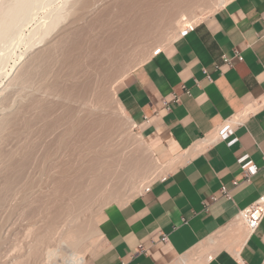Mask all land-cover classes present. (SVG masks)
<instances>
[{"label": "rangeland", "instance_id": "rangeland-1", "mask_svg": "<svg viewBox=\"0 0 264 264\" xmlns=\"http://www.w3.org/2000/svg\"><path fill=\"white\" fill-rule=\"evenodd\" d=\"M11 1L0 0L1 8ZM36 1L0 39V264H39L44 248L59 239L60 264L75 251L66 237L81 240L88 261L101 249L106 209L131 202L163 177L122 115L114 85L220 9L217 1L152 0L160 4L150 3V15L160 19L167 11L159 23L151 16L154 26L138 22L145 7L132 9L148 0H127L128 9L119 6L125 0ZM182 13L192 23L180 30ZM27 66L32 71L20 81Z\"/></svg>", "mask_w": 264, "mask_h": 264}, {"label": "crops", "instance_id": "crops-1", "mask_svg": "<svg viewBox=\"0 0 264 264\" xmlns=\"http://www.w3.org/2000/svg\"><path fill=\"white\" fill-rule=\"evenodd\" d=\"M170 43L113 88L163 177L106 209L103 245L82 264H264V220L243 239L239 217L264 195V110L233 146L215 138L264 96V0H232ZM244 155L259 167L250 179Z\"/></svg>", "mask_w": 264, "mask_h": 264}, {"label": "bare ground", "instance_id": "bare-ground-1", "mask_svg": "<svg viewBox=\"0 0 264 264\" xmlns=\"http://www.w3.org/2000/svg\"><path fill=\"white\" fill-rule=\"evenodd\" d=\"M8 1V0H7ZM32 1V0H31ZM31 1H30V3H31ZM121 1V0H120ZM129 1V0H128ZM136 1H138V0H136ZM145 1V0H144ZM149 1V0H148ZM148 1H145V2H141V1H139V2H137L136 3V5H135V3L133 4L134 5V7H135V9L134 8H132L133 9V11H135L136 10V13H138V11L139 10H137V8L136 7H138L140 10H142L144 7L146 8H144L143 10H142V12L141 13H143L144 11L145 12H147V8H148V6H150L151 7V4L150 3H152V0L150 1V2H148ZM165 1V0H164ZM215 1H217V3H218V6H217V8H221V7H223V6H225L226 4H228V0H204V2L205 3H208V2H215ZM34 2V1H33ZM36 2H38V0L36 1ZM82 2V1H81ZM123 2H125V4H126V7H125V5H124V9H128V7H130L131 5H132V3L133 2H135V0L133 1L132 0V2H131V4H130V6L128 5L127 6V0H125V1H122L121 2V4L119 3V6L120 5H122L123 6ZM157 2V1H156ZM156 2H154L153 1V8H154V4H156ZM169 2V1H168ZM167 2V3H168ZM198 2V1H197ZM200 2V1H199ZM29 3V0H14L13 2L11 1V2H6V3H4V5H2V8H1V6H0V8H1V10H0V39H1V37L3 36V35H5V34H7V35H9V31L11 30V29H13V27H14V24L16 23V21H17V17H19V16H17V14H18V12H23V10H24V8L25 7H28L27 5L28 4H30ZM35 3V2H34ZM130 3V2H129ZM138 3H140V4H138ZM158 3V2H157ZM166 3V4H167ZM174 3V4H173ZM173 5L175 6V4H177V1L176 0H173ZM77 4H79V3H77ZM160 3H158V5H159ZM132 5V6H133ZM32 6V5H31ZM157 6V5H156ZM167 6V5H166ZM161 9H160V11L162 10V8L163 7H160ZM168 8H169V4H168ZM121 10H123V7L122 8H120ZM132 9H129V10H131L132 11ZM159 9V8H158ZM157 9V10H158ZM170 9H173V8H170ZM198 9L199 8H197V9H194L196 12L198 11ZM150 10H151V8H150ZM153 10L154 9H152V11H151V13L153 12ZM165 10H168V9H165ZM194 10H192V11H194ZM25 11V10H24ZM124 11V10H123ZM132 11V13L135 15L134 16V19L136 20L138 17H137V15L139 16V14H135V12H133ZM155 11V10H154ZM159 11V10H158ZM126 12V11H125ZM161 12H163V14H165V13H167V11H165L164 12V9L161 11ZM195 12V13H196ZM122 13H124V12H122ZM128 13H130V11L128 12ZM131 13V14H132ZM148 13V14H147ZM147 13H145L144 15L142 14V15H140V16H143V18L142 17H140L139 16V18H138V22H140V23H145V22H148L149 23V19H150V21H152L153 23H154V26H156V21H153L152 20V18H151V16L153 15V14H155V13H153V14H149L150 13V11L149 12H147ZM156 13H158V12H156ZM195 13L193 12V14L192 15H195ZM25 14V13H24ZM163 14H161L162 16L160 17V19L163 17ZM145 15H148V16H145ZM158 16L160 15V13L159 14H157ZM190 16H188V14L187 13H182V14H180L179 15V17L176 19V26H177V28H179L180 30H183V29H185L188 25H190L191 23H192V18H189V17H191V14H189ZM23 16V15H22ZM22 16L20 17V18H22ZM123 16V15H122ZM155 15H153L152 17H154ZM199 16V15H198ZM201 16V15H200ZM57 17V16H56ZM59 17V16H58ZM168 17V16H167ZM25 18V17H24ZM146 18L148 19V20H146ZM154 18H158V23H159V17H154ZM164 18H165V16H164ZM58 19V18H57ZM132 19H133V17H132ZM130 20V19H129ZM155 20V19H154ZM20 21H21V19H20ZM57 21V20H56ZM131 21V20H130ZM133 21V20H132ZM161 22H162V20H160ZM164 21V20H163ZM18 22V21H17ZM22 22V21H21ZM55 22V21H54ZM59 22V21H58ZM58 22H55L54 23V27H55V25L58 23ZM129 22V21H128ZM19 23V22H18ZM23 23V22H22ZM147 23V24H148ZM20 24V23H19ZM18 24V25H19ZM132 24H133V22H132ZM134 24H135V22H134ZM150 24V23H149ZM18 25H16V27H18ZM143 25V24H142ZM152 25V24H151ZM21 26H23V25H21ZM20 26V27H21ZM154 26H150L149 25V27L147 28V29H150V27H152V29H153V27ZM44 27V26H43ZM138 27V26H137ZM22 28V27H21ZM155 28V27H154ZM189 28H194V27H188L187 29H189ZM16 29H20V28H16ZM141 29V28H140ZM144 29V28H143ZM21 30V29H20ZM41 30V29H40ZM146 30V29H145ZM155 29H153L152 31H154ZM12 31L13 30H11V33H12ZM18 31V30H17ZM16 31V32H17ZM9 32V33H8ZM38 32V31H37ZM50 32V29H47L46 30V32L44 33V35L46 36L48 33ZM151 32V31H150ZM10 33V34H11ZM18 33H19V31H18ZM43 34V33H42ZM11 36V35H10ZM17 36H19L18 34H17ZM17 36L15 37V40H16V38H17ZM21 36V35H20ZM6 37L8 38L9 36H5V39H6ZM11 38V40L13 39L12 37H10ZM20 38V37H19ZM99 39V38H98ZM2 40V39H1ZM8 41H9V38L7 39ZM19 40V39H18ZM6 41V40H5ZM13 41V40H12ZM23 41H24V39H23ZM107 41V40H106ZM0 42H4V41H0ZM20 43V42H19ZM13 44H15V43H13ZM28 44V43H27ZM1 45H2V43H1ZM80 45V44H79ZM2 49V48H1ZM5 49V48H4ZM4 51V50H3ZM6 52V51H5ZM82 53V52H81ZM90 53V52H89ZM96 53V52H95ZM9 54V53H8ZM7 54V55H8ZM7 55H4V56H7ZM92 57V56H91ZM1 58V57H0ZM35 60V59H34ZM40 60V59H39ZM81 60V59H80ZM36 62H37V60H35ZM29 63V62H28ZM33 64V63H32ZM31 65V64H30ZM31 67V66H30ZM33 67V66H32ZM32 67L31 68H29L28 66L26 67V69H25V71H23V73H22V71L20 72L21 74H19L20 76H19V80L21 81V80H23V81H26L25 79L27 78V75L29 74V72H30V70L32 69ZM32 71V70H31ZM32 73V72H31ZM31 75V74H30ZM127 76V75H126ZM18 78V77H17ZM16 85V84H15ZM86 104V103H85ZM119 104H120V108H121V112H122V115L123 116H126L131 122H132V120L126 115V113H125V110H124V107L122 106V104H121V102H119ZM241 116L242 115H239V116H237V117H235L234 119H233V121H235V120H237V119H240L241 118ZM229 123H231V122H228V123H226V124H229ZM233 123V122H232ZM132 125H134V124H132ZM216 137H218V132H216V136H215V138ZM146 179V178H145ZM146 180H148V178L146 179ZM142 185V184H141ZM152 186V184L151 185H149V186H147V187H145V189H144V191H146L148 188H150ZM138 187H139V185H138ZM136 188V187H135ZM240 226H244L245 227V224H244V221H243V218L241 217V219H240ZM81 229V228H80ZM245 230V234H244V236H243V239L244 238H246V236H247V234L249 233V231H248V229H247V227L246 228H244ZM77 230V229H76ZM76 230H75V232H76ZM81 231V230H80ZM78 233V232H77ZM76 234V233H75ZM77 235V234H76ZM79 237L78 238H80L81 239V237H80V235H78ZM62 237V236H61ZM60 238V237H59ZM68 240H66V241H68V242H70L72 245H73V247H74V249H75V251L72 253V256L69 258H66L65 260L66 261H62V263H64V264H82L83 262H85L86 260H87V258H88V255H87V253L83 250V249H81V250H79L80 249V247L82 246V242H81V240H79V239H77V237L76 236H74V237H72V239H70L69 240V237H66ZM217 241V240H216ZM62 243H63V241H60V239L59 240H57L56 242H54L53 244H48L45 248H44V253L41 255V256H39V255H37L36 254V256L38 257V259L40 258V260H38V261H40V263L39 264H55V262L57 261L58 262V260L59 259H62L61 257H62V254H61V250H60V247H61V245H62ZM240 244V243H239ZM76 247V248H75ZM33 249V248H32ZM34 250V249H33ZM36 251V250H35ZM9 256V255H8ZM60 257V258H59ZM63 257L65 258V256L63 255ZM63 258V259H64ZM5 259H7V258H5ZM58 259V260H57ZM33 260V259H32ZM14 261H15V259H14ZM14 261L12 262V264L14 263ZM9 262V261H8ZM19 262H21V260L19 261ZM190 262V261H189ZM18 263V262H17ZM16 263V264H17ZM62 263H60V264H62ZM15 264V263H14ZM19 264V263H18ZM185 264H187V262H185Z\"/></svg>", "mask_w": 264, "mask_h": 264}, {"label": "built area", "instance_id": "built-area-1", "mask_svg": "<svg viewBox=\"0 0 264 264\" xmlns=\"http://www.w3.org/2000/svg\"><path fill=\"white\" fill-rule=\"evenodd\" d=\"M193 28H189L185 31L183 36L187 35ZM160 51H157L155 55H158ZM234 60H239L243 61L244 57L236 53L233 57L230 56H224L223 61L224 63L228 64L229 66L233 65ZM264 110V96L261 97L260 99H257L255 101V107L254 109H247L243 115L241 116L240 119H237L235 121L231 120L229 124L224 123L223 125L220 126L218 129V137L217 140L225 141L228 146H233L236 144L239 139L236 136V128L241 126L246 118H248L250 115H254L259 113L260 111ZM233 122V123H232ZM241 169L244 171L245 174L249 177H253L259 172V167L255 163V161L250 157V155H244L238 160ZM148 188L147 190H149ZM225 195L227 197H230L229 193L226 191ZM243 218L244 224L247 227L249 234L254 233L257 231V229L260 227L264 220V195L261 196L253 205L250 207L244 209L241 213L240 216ZM161 241L163 243L168 242V237L163 236Z\"/></svg>", "mask_w": 264, "mask_h": 264}]
</instances>
